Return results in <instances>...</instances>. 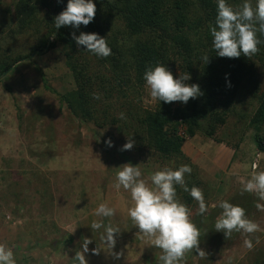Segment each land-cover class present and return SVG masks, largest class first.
Segmentation results:
<instances>
[{
  "label": "rangeland",
  "instance_id": "rangeland-1",
  "mask_svg": "<svg viewBox=\"0 0 264 264\" xmlns=\"http://www.w3.org/2000/svg\"><path fill=\"white\" fill-rule=\"evenodd\" d=\"M49 1V8L37 4L34 24L23 27L19 0H0V64L30 55L48 37L56 43L50 30L63 18L53 12L55 0ZM114 1L79 5L123 50V70L140 37L109 7ZM229 2L246 14L247 27L264 29V0ZM204 39L214 47L217 36ZM79 49L89 74L114 77L113 62L103 65L104 56ZM66 54L56 43L0 79V264H170L167 255L188 264L264 263V152L251 125L264 96L262 63L251 56L243 96L224 123L208 124L188 138L181 158L160 154L141 123L166 96L176 108L189 109L193 84L178 64L161 67L126 97L115 96L108 122L100 118L98 125L76 118L60 100L75 89ZM107 106L102 103L101 110ZM113 116L121 122L111 124ZM260 135L264 146V127ZM227 205L236 208L230 232L221 224ZM211 222L222 225L214 237L194 251L182 245Z\"/></svg>",
  "mask_w": 264,
  "mask_h": 264
},
{
  "label": "trees",
  "instance_id": "trees-1",
  "mask_svg": "<svg viewBox=\"0 0 264 264\" xmlns=\"http://www.w3.org/2000/svg\"><path fill=\"white\" fill-rule=\"evenodd\" d=\"M37 4L51 6L49 0H37V3L19 0L17 14L21 26L34 24ZM229 4V0H115L109 7L119 14L131 35L140 37L128 49L130 64L121 70L124 52L107 41L104 27L96 15L81 7L79 0H55L53 12L63 21L53 22L49 35H54L56 43L65 46L68 68L75 81V89L61 95V102L76 118L98 125L103 118L105 124L112 115L110 109L115 96L126 97L130 89L144 85L161 67L178 64L193 84L189 109L176 108L172 98L166 96L162 107L148 113L141 123L160 154L183 158L182 147L187 139L193 138L208 124L224 123V116H228L237 98L243 96L254 67L251 56L264 66V29L252 24L247 27L246 14L235 11ZM211 33L217 36L215 46L206 47L204 36ZM56 43L50 42L48 37L40 41L30 55L15 63L3 62L0 79L18 62L53 50ZM80 46L87 47V52L95 57L104 56L101 58L103 65L113 62L114 67H118L114 77L106 79L100 73L89 74L90 65L83 57L85 50L80 53ZM102 103L108 105L104 110H101ZM128 106L132 108L133 104ZM216 107L223 112H215ZM121 120L113 116L111 124ZM251 125L257 132L259 150L264 152L260 135L264 127V96ZM182 128H186L184 134ZM213 132L208 133L210 138H214ZM235 209L227 205V216L221 223L228 232L231 230L228 221L233 222ZM202 225L204 231L184 237V247L194 251L196 244L214 237L222 226L215 222ZM226 233L225 230L223 235ZM166 258L170 264H188L186 258L175 259L170 255Z\"/></svg>",
  "mask_w": 264,
  "mask_h": 264
},
{
  "label": "crops",
  "instance_id": "crops-1",
  "mask_svg": "<svg viewBox=\"0 0 264 264\" xmlns=\"http://www.w3.org/2000/svg\"><path fill=\"white\" fill-rule=\"evenodd\" d=\"M186 149V143L184 144V146L182 147V150L185 152Z\"/></svg>",
  "mask_w": 264,
  "mask_h": 264
}]
</instances>
